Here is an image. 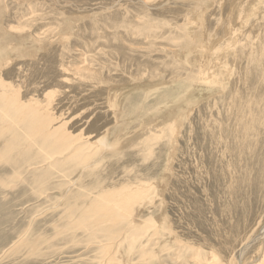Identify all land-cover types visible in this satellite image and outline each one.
Instances as JSON below:
<instances>
[{
  "label": "rangeland",
  "instance_id": "374dc122",
  "mask_svg": "<svg viewBox=\"0 0 264 264\" xmlns=\"http://www.w3.org/2000/svg\"><path fill=\"white\" fill-rule=\"evenodd\" d=\"M230 1L0 0V264H211V244L221 252L212 264L262 262L261 240L228 250L239 215L216 240L214 218L227 220L217 204L189 230L200 260L158 241L142 258L133 203L114 219L96 211L109 195L155 183L172 143L198 123L212 92L201 86L200 41L219 40ZM13 93L50 110L67 148L32 134Z\"/></svg>",
  "mask_w": 264,
  "mask_h": 264
},
{
  "label": "bare ground",
  "instance_id": "6f19581e",
  "mask_svg": "<svg viewBox=\"0 0 264 264\" xmlns=\"http://www.w3.org/2000/svg\"><path fill=\"white\" fill-rule=\"evenodd\" d=\"M226 12L216 22L223 25L219 40H213L212 45L200 41L201 86L212 92L203 96L198 125L186 127L182 144L172 143L166 173L155 183L109 195L106 200L112 203L96 210L102 217L114 219L126 204L138 206L136 228L142 258L146 259L145 247L158 241L163 250L171 244L172 249L194 251L200 260L189 230H196V219L217 204L216 214L224 220L230 215L243 219L244 228H236L237 234H232L234 242L227 248L230 253L235 242L245 240L239 246L244 251L258 239L263 244L260 264H264V226L258 230L264 219V4L261 0H231ZM204 18L199 20L202 24ZM11 97L18 109L17 105H22L19 97L16 93ZM19 107L23 120L30 118L29 123H34L33 135L44 133L58 149L67 148L70 137L62 128H55L56 119L49 109L43 111L35 101ZM254 195L258 197L256 209L249 207ZM251 209L252 222L247 217ZM231 217L223 224L214 218L216 240L221 242L222 235L227 239L217 227L228 226L234 219ZM224 230L230 233L228 227ZM211 245L208 260L212 264L221 252ZM154 254L158 252L154 250Z\"/></svg>",
  "mask_w": 264,
  "mask_h": 264
}]
</instances>
